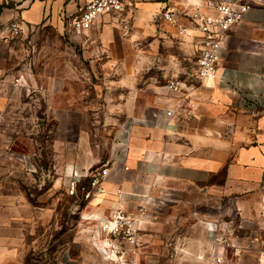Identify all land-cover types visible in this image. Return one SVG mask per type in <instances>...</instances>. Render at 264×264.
Returning <instances> with one entry per match:
<instances>
[{"label": "rangeland", "instance_id": "rangeland-1", "mask_svg": "<svg viewBox=\"0 0 264 264\" xmlns=\"http://www.w3.org/2000/svg\"><path fill=\"white\" fill-rule=\"evenodd\" d=\"M84 37L66 22L62 30L29 27L6 42L15 88L0 112V196L20 197L18 213L9 207L21 224L8 230L16 255L5 264H257L254 252L239 249L237 198L214 189L222 175L206 183L211 190L141 182L117 208L98 207L104 193L83 199L86 183L67 194V164L86 142L99 160L89 169L105 165L117 126L110 122L140 103L150 75L141 68L131 88L122 86L126 62L112 72L113 64L88 57ZM177 59L164 65L179 69ZM119 208L125 227L111 233Z\"/></svg>", "mask_w": 264, "mask_h": 264}, {"label": "crops", "instance_id": "crops-1", "mask_svg": "<svg viewBox=\"0 0 264 264\" xmlns=\"http://www.w3.org/2000/svg\"><path fill=\"white\" fill-rule=\"evenodd\" d=\"M85 1L0 0V28L18 20L23 29L44 24L62 30ZM132 1L125 26L103 17L84 37L88 57L113 64L112 72L119 70L114 69L116 63L126 62L121 75L128 79L122 86L131 88L141 68L150 71L140 103L129 102L124 117L110 122L116 120L117 126H111L113 140L98 207L121 206L141 182L211 190L214 186L206 183L222 175V185L214 189L238 200L239 227L245 233L239 237V249L254 252L257 264H264V0H249L250 10L223 44L215 77L204 82L192 76L189 44L177 41L161 13L174 11L185 23L182 16L195 6L220 0ZM9 53L8 44L0 42V112L8 107L15 88L7 68ZM178 56L179 69L164 65ZM153 69L159 72L152 73ZM170 81L187 87L186 100L181 93L170 92L166 86ZM187 102L192 105L191 119L186 118ZM85 144L77 160L67 164L66 175L83 173L99 161ZM18 199L0 196V264L16 255L8 230L21 224L9 207L14 208ZM11 211L18 213L17 208Z\"/></svg>", "mask_w": 264, "mask_h": 264}, {"label": "built area", "instance_id": "built-area-1", "mask_svg": "<svg viewBox=\"0 0 264 264\" xmlns=\"http://www.w3.org/2000/svg\"><path fill=\"white\" fill-rule=\"evenodd\" d=\"M132 0H87L76 14L71 17L69 26L78 34H87L95 30L98 21L103 17L116 19L121 25L127 23L128 15L133 11ZM249 0H220L216 3L197 5L193 12L182 16L185 23L179 21L177 13L165 10L161 13L162 20L174 30L177 41L190 46V57L194 58L193 78L198 82L211 80L218 69L221 49L229 33L238 26L250 10ZM27 29V28H26ZM18 22L12 20L0 28V42H8L25 33ZM173 94H182L184 100L187 87L179 81L166 84ZM186 118L193 117L192 105L187 102ZM167 116L172 112L167 111ZM107 176V167L84 170L83 173L70 172L65 179V188L69 196L76 195L78 187L86 180V189L82 197L89 200L104 193L103 181ZM264 186V185H263ZM113 230L117 233L125 227L124 211L116 209L113 213ZM130 237V236H129Z\"/></svg>", "mask_w": 264, "mask_h": 264}, {"label": "trees", "instance_id": "trees-1", "mask_svg": "<svg viewBox=\"0 0 264 264\" xmlns=\"http://www.w3.org/2000/svg\"><path fill=\"white\" fill-rule=\"evenodd\" d=\"M83 183H86V180ZM83 183H81V185L79 187H81ZM82 188H83V186H82Z\"/></svg>", "mask_w": 264, "mask_h": 264}]
</instances>
